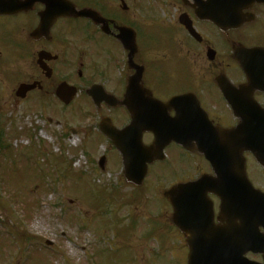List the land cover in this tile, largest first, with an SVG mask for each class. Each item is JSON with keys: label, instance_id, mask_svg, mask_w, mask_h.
<instances>
[{"label": "flooded vegetation", "instance_id": "flooded-vegetation-1", "mask_svg": "<svg viewBox=\"0 0 264 264\" xmlns=\"http://www.w3.org/2000/svg\"><path fill=\"white\" fill-rule=\"evenodd\" d=\"M119 1L0 0V144L6 110L8 115L13 106L27 105L59 129L52 132L60 145L73 134L95 136L96 144L111 150L117 173L123 174L116 142L126 145L124 140L140 130L132 126V100L124 103L131 76L140 77L134 80V101L144 102L149 94L162 102L189 95L186 103L192 109L200 106L213 125L223 128L237 125L249 112L264 114V54L256 52L264 51V0H163L170 9L163 7L157 22L147 16L140 23L126 20L129 0ZM72 8L89 10L93 17L74 15ZM120 26L134 30L135 52L122 47ZM93 87L109 95L107 101H95L88 93ZM76 100L87 109L77 106L79 117L95 111V125L77 128L54 117L57 111L58 117L71 119ZM174 114L170 110L162 117ZM101 122L104 128L114 127V145L100 132ZM129 127L123 136L116 135ZM140 132L142 143L150 145L152 133ZM172 145L199 160L188 161L171 185L212 173L203 156L174 142L166 149ZM255 176L259 182L254 184L264 191V177ZM210 198L216 217L219 201ZM170 214L167 224L174 226Z\"/></svg>", "mask_w": 264, "mask_h": 264}, {"label": "rangeland", "instance_id": "rangeland-1", "mask_svg": "<svg viewBox=\"0 0 264 264\" xmlns=\"http://www.w3.org/2000/svg\"><path fill=\"white\" fill-rule=\"evenodd\" d=\"M129 3L124 15L132 23L147 16L157 22L164 7L163 0ZM78 102L72 103L71 119L57 111L54 117L77 128L95 125V111L79 117L77 106L87 109ZM30 111L35 108L15 105L4 115V141L11 149L0 152V264L186 263L184 239L167 224L170 208L162 192L198 157L172 145L167 161L152 166L144 184L133 188L95 136L73 134L60 145L52 132L59 129ZM102 154L108 157L104 171L97 165ZM253 163L247 159L248 172L259 182Z\"/></svg>", "mask_w": 264, "mask_h": 264}, {"label": "water", "instance_id": "water-1", "mask_svg": "<svg viewBox=\"0 0 264 264\" xmlns=\"http://www.w3.org/2000/svg\"><path fill=\"white\" fill-rule=\"evenodd\" d=\"M124 31L121 39L129 49L132 45L124 39H129L132 31ZM184 103V96L166 104L154 99L146 103V112L138 119L145 130L154 134L155 140L152 146L141 147L137 139L132 149L121 150L125 174L138 185L145 175L146 164L163 158L168 141H196L198 151L211 163L216 177L204 176L193 183L175 185L164 193L173 206V222L184 233L189 247L187 264H258L247 261L244 255L247 252L264 255V233L260 230H264V194L248 181L242 154L249 151L264 165V118L243 117L237 128L221 130L211 127ZM172 108L176 111L174 118L160 115ZM105 133L113 140V133ZM99 165L103 168V158ZM207 193L219 197L218 220L227 226H213L205 200Z\"/></svg>", "mask_w": 264, "mask_h": 264}]
</instances>
